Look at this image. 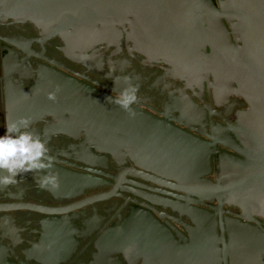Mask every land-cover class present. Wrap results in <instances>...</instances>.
Returning <instances> with one entry per match:
<instances>
[{
	"label": "flooded vegetation",
	"instance_id": "flooded-vegetation-1",
	"mask_svg": "<svg viewBox=\"0 0 264 264\" xmlns=\"http://www.w3.org/2000/svg\"><path fill=\"white\" fill-rule=\"evenodd\" d=\"M121 30L119 42L80 53L30 21L0 17V134L14 114L49 106L30 130L52 163L0 184V264H264V190L253 191L247 205L209 199L171 174L113 156L107 111L62 93L64 77L113 97L133 85L132 106L214 144L200 179L234 176L224 162L243 157L232 147L242 146L235 130L246 100L211 73L180 77L177 64L146 53ZM47 74L55 85L44 81ZM186 152L172 154L178 160ZM45 173L57 176V187H39Z\"/></svg>",
	"mask_w": 264,
	"mask_h": 264
},
{
	"label": "water",
	"instance_id": "water-1",
	"mask_svg": "<svg viewBox=\"0 0 264 264\" xmlns=\"http://www.w3.org/2000/svg\"><path fill=\"white\" fill-rule=\"evenodd\" d=\"M0 17L30 21L48 36H60L68 51L80 53L103 42H119L123 27L127 38L146 53L177 64L180 77L211 73L224 90L249 105L235 130L242 146L232 147L243 157L226 156V172L234 176H220L217 181L200 179L209 171L213 143H203L134 106L130 114L106 99L115 97L83 89L70 77L63 78L62 93L83 95L107 111L113 156L171 174L209 199L246 204L252 203L253 191L264 190V0H218V5L212 0H0ZM126 23L131 31H126ZM56 80L47 74L44 81L55 85ZM35 107L14 114L11 121L26 117L30 124L42 117L41 111L48 113L49 106L38 102ZM71 108L78 112L76 106ZM177 148L187 150L178 160L172 154ZM182 172L187 176H172Z\"/></svg>",
	"mask_w": 264,
	"mask_h": 264
},
{
	"label": "clouds",
	"instance_id": "clouds-1",
	"mask_svg": "<svg viewBox=\"0 0 264 264\" xmlns=\"http://www.w3.org/2000/svg\"><path fill=\"white\" fill-rule=\"evenodd\" d=\"M136 91V87L130 85L115 98L106 99L134 114L131 106L136 103ZM50 98L54 96L50 94ZM51 167L47 145L39 135L30 130L28 118L6 121L4 132L0 134V184L11 185L16 183L17 177L22 173H40ZM38 184L42 189L55 188L58 185V178L53 173H45L38 176Z\"/></svg>",
	"mask_w": 264,
	"mask_h": 264
}]
</instances>
